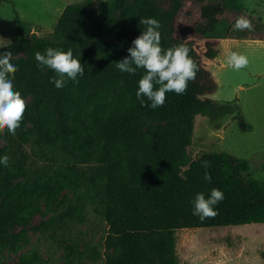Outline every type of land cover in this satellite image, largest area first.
Masks as SVG:
<instances>
[{
  "label": "trees",
  "instance_id": "trees-1",
  "mask_svg": "<svg viewBox=\"0 0 264 264\" xmlns=\"http://www.w3.org/2000/svg\"><path fill=\"white\" fill-rule=\"evenodd\" d=\"M212 4H224L228 22L240 13L230 0H107L97 6L84 0L67 4L48 35L29 38V27L13 10L25 35L2 47L23 53L10 59L18 65L13 86L26 107L14 135L0 130V155L9 156L8 165H0V251L25 240L23 229L12 230L42 206L53 214L37 228L65 251L62 264H180L177 229L264 223V181L241 175L257 161L241 159L235 170L227 152L192 159L187 150L196 114L216 123L234 111L209 97L217 83L203 59L216 57L217 38L205 37L195 22L208 24L204 11ZM141 17L158 19L162 47L186 44L198 66L185 92L166 93L155 109L135 95L144 69L133 74L115 67L145 27ZM195 37L205 39L203 51ZM250 37L264 39V33ZM49 46L72 48L81 58L85 74L78 82L56 88L50 80L55 72L37 66L35 52ZM202 160L209 162L210 180L204 179ZM213 187L224 193L218 214L194 216L196 193ZM65 191L71 192L68 201ZM89 212L104 223V235L81 245L70 227L85 222ZM39 262L33 251L18 264Z\"/></svg>",
  "mask_w": 264,
  "mask_h": 264
},
{
  "label": "rangeland",
  "instance_id": "rangeland-1",
  "mask_svg": "<svg viewBox=\"0 0 264 264\" xmlns=\"http://www.w3.org/2000/svg\"><path fill=\"white\" fill-rule=\"evenodd\" d=\"M84 0H0V46L16 45L25 35L15 21L14 9L33 35L46 36L63 8ZM101 1L92 0L94 6ZM239 5V15L251 22L250 29H235L233 22L222 17L224 4H212L204 11V19L197 20V31L217 38V55L203 59L205 67L217 83V89L209 97L219 103L234 106L231 114L211 123L207 116L196 114L193 122L192 141L187 146L192 159L207 152H227L229 165L238 169L242 160L253 159L258 165L241 173L245 181H264V39H254L251 34L264 33V0H230ZM179 24L184 26L183 21ZM259 25L260 30L253 29ZM244 33L247 37H241ZM205 36V37H206ZM204 38L195 37L199 51L204 50ZM247 57L248 63L239 69L228 62L230 52ZM16 52L12 57L22 55ZM2 143V141H0ZM67 194L66 201L71 198ZM42 206L26 225H16L13 232L24 230L25 240L0 251V264H18L23 254L37 251L39 264H62L65 251L38 230V223L50 216ZM70 235L78 236L81 245L85 241L102 239L104 223L89 212L87 220L70 227ZM176 250L181 264H264V223L243 225L180 228L175 232ZM93 264V263H87ZM94 264H103L102 260Z\"/></svg>",
  "mask_w": 264,
  "mask_h": 264
},
{
  "label": "clouds",
  "instance_id": "clouds-1",
  "mask_svg": "<svg viewBox=\"0 0 264 264\" xmlns=\"http://www.w3.org/2000/svg\"><path fill=\"white\" fill-rule=\"evenodd\" d=\"M140 24L145 27L140 34L133 39L127 49L128 55L117 61L115 67L120 72L136 73L137 69H144L137 81L135 95L143 104L145 99L148 106L155 109L165 103L166 93L175 92L183 94L190 80L196 78L198 66L189 55V47L180 43L168 48L161 45L160 21L155 17H141ZM251 22L244 16L236 19L235 29H250ZM0 130L7 129L15 134L20 126L24 111L25 98L21 92L14 88L13 76L18 65L13 62L11 47L0 46ZM37 66L41 69L48 68L55 72L50 80L56 88L64 87L69 80L78 82V77L85 74L81 58L73 55L72 48L62 49L47 47L43 53L35 52ZM228 62L239 69L248 63L245 55L230 52ZM9 156L0 155V165L7 166ZM205 169L204 179L210 180L211 174L207 171L209 162L201 161ZM224 199V193L220 188L213 187L206 194L196 193L192 201V214L200 219L214 217L218 214L216 205Z\"/></svg>",
  "mask_w": 264,
  "mask_h": 264
},
{
  "label": "crops",
  "instance_id": "crops-1",
  "mask_svg": "<svg viewBox=\"0 0 264 264\" xmlns=\"http://www.w3.org/2000/svg\"><path fill=\"white\" fill-rule=\"evenodd\" d=\"M258 40H260V39H258ZM176 253H177V250H176ZM178 256V255H177ZM179 258V257H178ZM179 260H180V258H179ZM180 264H181V261H180Z\"/></svg>",
  "mask_w": 264,
  "mask_h": 264
}]
</instances>
